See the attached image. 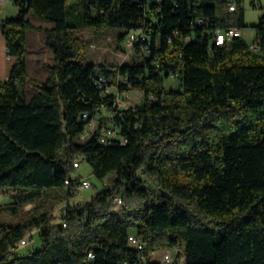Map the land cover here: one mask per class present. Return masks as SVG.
<instances>
[{"label": "trees", "instance_id": "obj_1", "mask_svg": "<svg viewBox=\"0 0 264 264\" xmlns=\"http://www.w3.org/2000/svg\"><path fill=\"white\" fill-rule=\"evenodd\" d=\"M12 2L17 16L0 21L15 58L0 79V189L18 195L7 207L14 215L38 204L16 225L0 224V264H140L142 257L153 264L159 242L183 246L184 264H264V16L251 50L241 37L222 46L212 40L216 28L244 27L242 0L235 20L237 12L218 14L226 0H80L70 20L69 0ZM30 15L52 27L33 24ZM199 18L207 24L199 27ZM140 21L149 41L135 47L131 63L108 68L84 60L77 32L120 28V42ZM31 30L44 34L53 56L42 80L27 71ZM99 75L104 87L95 84ZM168 77L179 80L178 89L164 88ZM26 84L35 91L28 101L20 89ZM106 86L116 92L106 94ZM124 91H141L143 101L118 110L116 94ZM102 111L125 142H99ZM96 114L98 128L81 141ZM75 156L97 179L112 177V188L71 204L80 179L71 176ZM145 176L160 187L157 197ZM116 194L126 202L122 216V207L113 210ZM65 200L63 228L54 207ZM33 229L40 248L18 254ZM131 234L142 250L130 244Z\"/></svg>", "mask_w": 264, "mask_h": 264}, {"label": "rangeland", "instance_id": "obj_2", "mask_svg": "<svg viewBox=\"0 0 264 264\" xmlns=\"http://www.w3.org/2000/svg\"><path fill=\"white\" fill-rule=\"evenodd\" d=\"M80 0H69L68 10H67V20H70L73 14L77 13V9L80 8ZM218 7V6H217ZM5 10V17L11 18L16 17L17 13H14V10L17 9V6L9 0L6 6L2 7ZM241 11L244 16V27L242 28L241 38L248 44L256 43V26L259 23V20L264 16V0H242L240 4ZM219 16H225L227 14V9L218 7ZM239 12L230 17L235 20ZM33 24H39L40 19L30 15ZM50 23V22H49ZM51 24V23H50ZM123 33V29L120 28H103L97 30L94 28H86L77 32L75 35L85 40V46L82 49L84 54L83 58L86 62L93 64L106 65L108 68H114L117 65L124 63H131L132 59L135 57V50L131 51L124 41H118V36ZM45 36L43 33L38 31H29L27 33V38L25 42V48L27 50L26 61H27V71L31 79H44L46 75L45 66L52 63V53L48 47L44 44ZM130 51V52H129ZM1 58H4V53L0 52V62ZM44 63V67L42 66ZM44 71V73H43ZM163 86L165 89H178L179 80L176 78L168 77L163 81ZM23 92L24 99L28 101L32 95L35 93L31 84H26L24 87L20 88ZM111 93L116 92V88L113 87L110 91ZM129 97L126 101V108L138 106L143 101V93L141 91H130ZM102 120L104 126L108 122L109 113L107 111H102ZM100 120L98 117L95 118L93 127L89 124L87 131L89 135L93 133L99 126ZM72 178H83L87 179L92 183V186L89 189H78L76 196L71 199L79 202L77 204H84L86 201H89L93 195L98 192H102L109 188H112V177H107L104 180H99L93 175V169L91 165L86 162H81V167L75 169L71 174ZM145 179V187L153 194V197H157L160 193V187L157 182L149 177H143ZM18 195L15 192L7 191L5 189H0V224L7 225H16L20 220L22 213L28 208H34L38 201H31L23 209L19 208V213L17 215L12 214L7 210V207L14 206V203L18 202ZM121 197V195L116 194L115 197ZM122 198V197H121ZM123 204L126 203L123 200ZM61 204V203H60ZM58 205V204H57ZM57 205H55L54 210L57 212ZM17 206V205H16ZM120 209V216H122V209ZM113 210H114V201H113ZM59 220H55L54 223H58ZM131 232L134 233L135 229H131ZM31 236L32 238L28 241L26 245H19L16 249L18 254L24 255L28 254L31 251L39 249L41 246V240L39 233L36 229H33L25 235V237ZM183 249V246H178L177 248H169L165 242H159L156 244L153 252L150 253L149 259L153 264H163L162 256L165 252L172 253L173 261L175 264H184V256L177 253L178 250Z\"/></svg>", "mask_w": 264, "mask_h": 264}, {"label": "built area", "instance_id": "obj_3", "mask_svg": "<svg viewBox=\"0 0 264 264\" xmlns=\"http://www.w3.org/2000/svg\"><path fill=\"white\" fill-rule=\"evenodd\" d=\"M8 1L9 0H0V7L5 5ZM149 1L158 3V2H161L162 0H149ZM226 5H227V10L229 13L237 12L238 0H226ZM195 21L199 27L207 24V20L205 18H199ZM138 26L139 28L137 30L131 31V36H126L125 41H124V43L128 47H130L131 51H133L137 45H142L143 43H146L147 41H149V32H148L149 30L147 29L145 22L140 21ZM237 37H241L240 29L238 28H235V27L216 28L213 31L212 40H213V44L217 46H222L226 43L231 42L233 39ZM191 39H192L191 35H187L185 37L186 41H190ZM146 48L144 49L146 50ZM250 49L257 50L258 47L255 43H253V44H250ZM172 77H175V76H172ZM117 80L123 81L124 78L117 75ZM106 83H107L106 77L104 75H99L97 79L95 80V84L98 85L99 87H104ZM110 91H111V88L106 86L105 93L108 94L110 93ZM129 94L130 93L127 91L116 94L115 105L117 106L118 110H123L126 107V101L129 97ZM97 116L98 114H96L93 117L90 123L91 127H93V123L95 122V118ZM82 118L89 119L91 117L89 114L85 113L82 115ZM109 118H108V122H106V124L102 128V133L99 136V142L102 145H113L117 141L125 142V139H123V137L119 133V130L117 129V127H115V125L112 123V121H110ZM89 131H87L86 129V131L81 136V141H84L89 136ZM81 162H82V158L75 156L73 159L74 169H79L81 167ZM91 186H92V183L89 180L83 179V178L79 179V182H78L79 189H89ZM67 188L68 187H66V189ZM119 207H123V200L121 197L116 196L114 198V211L118 210ZM56 209H57L58 214H60L63 218L61 221L62 227L66 228L67 222L64 218L67 216V213L69 211L68 201L65 200L61 202V204H59V206H57ZM30 239H31V236L24 237V240H21L20 244L26 245ZM129 242L133 246H136L139 250L143 249L144 245L142 243V240L137 235L131 234L129 236ZM92 257H93L92 254H89V258H92ZM162 262L163 264H174L172 253L165 252L162 256ZM140 264H147V260L142 257Z\"/></svg>", "mask_w": 264, "mask_h": 264}, {"label": "crops", "instance_id": "obj_4", "mask_svg": "<svg viewBox=\"0 0 264 264\" xmlns=\"http://www.w3.org/2000/svg\"><path fill=\"white\" fill-rule=\"evenodd\" d=\"M7 3L3 6H6ZM3 6L0 7V21L2 19L7 18V17H5L6 15H5V10L2 8ZM17 12H18V8L16 10H14V13H17ZM30 19H33L32 16L30 17ZM35 25H37V24H35ZM37 26L51 28L52 24L41 21V22H39V24ZM240 33L242 34V29L240 30ZM44 44H45V42H44ZM1 51L4 53V58H1L2 60L0 62V79L6 80L10 74V71L12 69V65L15 61V58L7 55L5 39H4L2 32H1V29H0V52ZM51 60L53 61V56H52ZM42 66L44 67V63H42ZM43 73H44V71H43ZM77 203H79V202H76L75 200H71V204H77ZM181 252H183V249H180L177 251L178 254H180Z\"/></svg>", "mask_w": 264, "mask_h": 264}, {"label": "bare ground", "instance_id": "obj_5", "mask_svg": "<svg viewBox=\"0 0 264 264\" xmlns=\"http://www.w3.org/2000/svg\"><path fill=\"white\" fill-rule=\"evenodd\" d=\"M129 36H131V33L129 34ZM69 180L66 181V186L69 185Z\"/></svg>", "mask_w": 264, "mask_h": 264}]
</instances>
